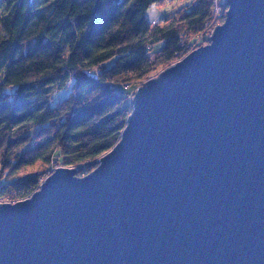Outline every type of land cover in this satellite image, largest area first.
I'll use <instances>...</instances> for the list:
<instances>
[{"label":"water","instance_id":"obj_1","mask_svg":"<svg viewBox=\"0 0 264 264\" xmlns=\"http://www.w3.org/2000/svg\"><path fill=\"white\" fill-rule=\"evenodd\" d=\"M227 2L95 169L0 204V264H264V0Z\"/></svg>","mask_w":264,"mask_h":264},{"label":"trees","instance_id":"obj_2","mask_svg":"<svg viewBox=\"0 0 264 264\" xmlns=\"http://www.w3.org/2000/svg\"><path fill=\"white\" fill-rule=\"evenodd\" d=\"M165 2L0 0L1 195L31 196L56 163L95 169L126 126L132 87L205 44L195 45L225 0H190L150 21L147 10Z\"/></svg>","mask_w":264,"mask_h":264},{"label":"rangeland","instance_id":"obj_3","mask_svg":"<svg viewBox=\"0 0 264 264\" xmlns=\"http://www.w3.org/2000/svg\"><path fill=\"white\" fill-rule=\"evenodd\" d=\"M190 0H166V2L165 3H163V4H161V5H153L152 7H150L148 10H147V17L149 18V20L150 21H160V20H162V19H164V18H166V16H170V15H172V14H174V13H176L177 12V10L178 9H180L181 7H183V6H185V5H187V3L189 2ZM223 18H221L220 19V21H218L217 23H219V22H223ZM216 23V24H217ZM209 29L203 34V35H205V36H200L199 37V39H197V42H196V46L197 45H199V43H201L203 40H206V39H208L207 40V42H204L205 44H208L209 43V34H210V30L212 29V25H211V23H209ZM205 44H203V45H205ZM162 45H163V42L162 41H160V42H157L155 45H154V53H156L157 51H159L160 49H161V47H162ZM197 48H199V47H197ZM196 48V49H197ZM115 57L114 58H111V59H109V60H107L106 62H105V66H111L115 61ZM161 70H163V69H161ZM161 70H159L158 72H156V74H154L153 75V77H155V76H157L158 75V73L161 71ZM71 82H72V79H70V84H71ZM70 84L67 86V87H65V88H63L62 90H59V91H57V92H55L54 93V98H53V102H56V101H58V100H61V99H63L64 97H66V96H68V94H69V92H70V90H71V87H70ZM133 89V90H132ZM132 89H131V97L132 96H134V94H135V88H133L132 87ZM37 166L38 165H36L35 167H34V169H36L37 168ZM57 167H61L60 165H59V163L57 164L56 163V165L54 164L52 167H50L48 170H46L45 171V173L43 172V175L41 176V178H44L45 177V174H48V172H50L51 170H54L55 171V169L57 168ZM71 168V167H70ZM73 168V167H72ZM34 169H30V170H34ZM6 181L5 180H1L0 181V185H3L4 183H5ZM39 188V187H38ZM37 188V189H38ZM36 189V190H37Z\"/></svg>","mask_w":264,"mask_h":264},{"label":"built area","instance_id":"obj_4","mask_svg":"<svg viewBox=\"0 0 264 264\" xmlns=\"http://www.w3.org/2000/svg\"><path fill=\"white\" fill-rule=\"evenodd\" d=\"M228 0H225V2H224V4H222V5H218L216 2V6H215V9H214V18H213V20H212V22H211V27H212V29L210 30V34H209V41H210V38H211V34L213 33V30H214V28L215 27H217L218 25H220V23L221 22H219V23H217L218 21H220V19L221 18H225V16H226V11H227V9H228V2H227ZM217 23V24H216ZM140 86V85H139ZM139 86H137V88L139 87ZM137 88L135 89V91L137 90ZM134 91V92H135ZM93 170V169H92ZM91 169H89L88 168V170H85V171H83L82 172V174H81V176H84V175H87L90 171H92ZM52 172H54V170H52V171H50V172H48V174H45V177L44 178H41V182H40V185L44 182V180H45V178L47 177V176H49L50 174H52ZM40 185H39V187H40ZM26 199V198H25ZM18 201H22V200H16V199H12L11 197H9V196H3V195H1V193H0V204H4V203H8V204H15V202H18Z\"/></svg>","mask_w":264,"mask_h":264},{"label":"bare ground","instance_id":"obj_5","mask_svg":"<svg viewBox=\"0 0 264 264\" xmlns=\"http://www.w3.org/2000/svg\"><path fill=\"white\" fill-rule=\"evenodd\" d=\"M145 82H147V81H145ZM145 82H144V83H145ZM144 83H143V84H144ZM143 84H141L140 86H142ZM140 86H139V87H140ZM33 194H34V193H33ZM33 194H32V195H33ZM32 195H31V196H32ZM28 197H30V196H28ZM28 197H25V198H28ZM20 200H25V199H20Z\"/></svg>","mask_w":264,"mask_h":264}]
</instances>
